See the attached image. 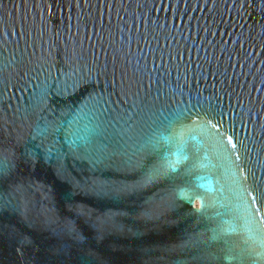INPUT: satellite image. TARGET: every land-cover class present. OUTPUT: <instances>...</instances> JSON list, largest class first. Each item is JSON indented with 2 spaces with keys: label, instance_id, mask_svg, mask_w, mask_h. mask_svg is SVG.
Segmentation results:
<instances>
[{
  "label": "water",
  "instance_id": "water-1",
  "mask_svg": "<svg viewBox=\"0 0 264 264\" xmlns=\"http://www.w3.org/2000/svg\"><path fill=\"white\" fill-rule=\"evenodd\" d=\"M0 264H264V0H0Z\"/></svg>",
  "mask_w": 264,
  "mask_h": 264
}]
</instances>
